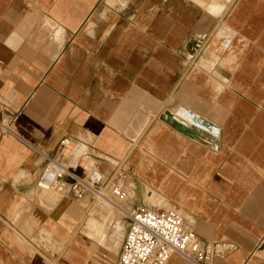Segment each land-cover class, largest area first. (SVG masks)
<instances>
[{
  "label": "crops",
  "instance_id": "obj_1",
  "mask_svg": "<svg viewBox=\"0 0 264 264\" xmlns=\"http://www.w3.org/2000/svg\"><path fill=\"white\" fill-rule=\"evenodd\" d=\"M65 137L79 175L131 167L121 237L36 186ZM171 204L238 246L210 264H264V0H0V264H114L127 214Z\"/></svg>",
  "mask_w": 264,
  "mask_h": 264
},
{
  "label": "built area",
  "instance_id": "obj_2",
  "mask_svg": "<svg viewBox=\"0 0 264 264\" xmlns=\"http://www.w3.org/2000/svg\"><path fill=\"white\" fill-rule=\"evenodd\" d=\"M68 137L60 140L53 155H44V163L36 178L38 188L60 196L81 200L86 195L102 196L111 202L126 200L123 183L131 167L120 162L105 176L94 165L82 175L64 163ZM126 233L114 264H165L177 254L192 264H210L235 251L238 246L228 241H203L176 204L166 209L137 206L127 214Z\"/></svg>",
  "mask_w": 264,
  "mask_h": 264
},
{
  "label": "rangeland",
  "instance_id": "obj_3",
  "mask_svg": "<svg viewBox=\"0 0 264 264\" xmlns=\"http://www.w3.org/2000/svg\"><path fill=\"white\" fill-rule=\"evenodd\" d=\"M104 199H101L99 196H96L95 197V200L92 202L93 203V208L96 205L98 206V205L102 204V205H105L106 207H108L110 209V214L108 216V221H110V222H116L117 232L119 233V235L121 237L122 236V233H123L124 226L126 225L125 219H124L123 215H121V221H122V223L121 224L118 223V222H120L119 219H118V216H119L118 214L119 213L116 211L115 206L112 203L106 202ZM113 203L115 205H121L122 204L121 202H116V201H113ZM95 213H97V210L92 209L91 212H90V216H89L90 220L88 219L90 222L92 221L91 218H93V219L95 218L94 217V214ZM90 222L86 225L85 232L88 235L95 236L96 233H95L94 230H95V228L97 227L98 224H94V228H93L94 230H93L92 228H90V226H92V223L90 224ZM123 224H124V226H123ZM104 230H106V229H104ZM110 232L111 233L113 232V226L110 227Z\"/></svg>",
  "mask_w": 264,
  "mask_h": 264
},
{
  "label": "bare ground",
  "instance_id": "obj_4",
  "mask_svg": "<svg viewBox=\"0 0 264 264\" xmlns=\"http://www.w3.org/2000/svg\"><path fill=\"white\" fill-rule=\"evenodd\" d=\"M204 124H205V125L202 124V126H206V123H204ZM206 127H208V125H207ZM182 130H183V129H182ZM185 130H186V131H185ZM183 131L186 132V133H187L189 136H191V137L194 135L193 133H195L193 129H192V132H193V133L191 132V130H190V131H189V130L187 131L186 128H185ZM99 197H100L101 199H104V197H101V196H99ZM104 200H107V201L111 202L110 200H108V199H106V198H105ZM111 203H112L113 205H115L113 202H111ZM115 206H116V205H115ZM116 217H117V216H116ZM111 224H112V223H111ZM95 231H97V232L100 231V226H99V225H97V227L95 228Z\"/></svg>",
  "mask_w": 264,
  "mask_h": 264
}]
</instances>
